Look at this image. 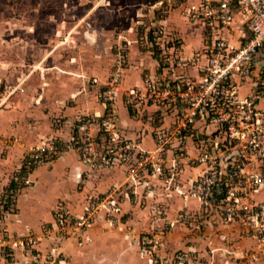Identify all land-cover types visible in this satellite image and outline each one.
<instances>
[{"label":"built area","instance_id":"obj_1","mask_svg":"<svg viewBox=\"0 0 264 264\" xmlns=\"http://www.w3.org/2000/svg\"><path fill=\"white\" fill-rule=\"evenodd\" d=\"M184 16L204 28L202 50L182 58L176 54L174 40L165 39L163 30L153 27L151 34H145L158 46L160 56L167 59L168 63L160 67L166 74L147 76L143 85L120 93L128 106L145 103L168 117V126L156 133L153 149H143L138 142L120 135L117 118L110 109L120 90V74L114 73L98 92L109 110L95 122L77 114L66 138L49 136L30 148L22 168L34 169L71 150L90 169L126 166L127 176L135 181L139 171L171 172L176 163L187 159L201 167L186 189L187 195L234 227L240 237L254 241L256 248L240 256L245 264H255L253 256L264 255V199L253 197L264 183V109L259 105L264 101V0H199L186 8ZM189 66L196 68V75L175 72ZM186 139L194 143V155L179 149L173 152L172 163L165 164L164 155L185 144ZM14 190L8 194L10 201ZM111 195H87L81 213H74L67 201H59L51 222L41 231L64 232L67 239L78 237L101 211L114 215L119 210L110 200ZM15 234L17 239L0 233V256L10 255L17 247L25 251L37 238L31 233ZM153 237L142 236L144 250L154 243ZM153 247L148 264H193L186 251L161 257ZM251 250L255 253L250 255ZM61 255L41 253L34 255L29 264H64Z\"/></svg>","mask_w":264,"mask_h":264},{"label":"crops","instance_id":"obj_2","mask_svg":"<svg viewBox=\"0 0 264 264\" xmlns=\"http://www.w3.org/2000/svg\"><path fill=\"white\" fill-rule=\"evenodd\" d=\"M178 1L177 8H173V11L166 16L162 15L156 23L161 26L165 33V39L174 40L176 54L182 58H189L202 50L206 34L201 24L189 21L184 17L187 20L186 25L195 24L199 38L192 39L193 42L190 40V43L183 41L182 35H180L181 31L173 20L177 19L178 15L180 18L182 11L184 13L187 7L196 5L199 0ZM166 2L169 3V0L160 1L162 4ZM185 19L181 18V20ZM104 32L107 33V30L104 29ZM105 33L101 35L102 42H109L111 39L115 42L121 41L122 38L130 39V60L121 69L120 90L111 107L116 114L118 127L126 136L136 139L141 148L153 149L155 147L153 128L161 123L164 117L156 113L157 122H155L152 116H148L155 112V107L149 105L126 106L121 100L120 93L123 88L143 85V80L147 76L152 77L161 72L166 74V70H158L160 50L158 49L157 55L148 49L143 52L137 46L139 44H136V35L132 32L121 31L117 37H112L110 32ZM233 35L236 36L237 33L235 32ZM108 68L109 65L101 66V68L94 67L91 72L100 79L107 73ZM84 71L86 74L88 73V70L85 69L82 72L83 75L80 74V76L67 73L66 77L69 80L66 86L64 84L65 87L55 86L56 83H54L53 86L51 84L39 85L41 90L37 86L34 89H29L21 97L25 102H17L16 105L11 106V109L0 110V131L6 136L4 141L0 139V151L4 153H2L3 157L0 155V196H6V193L9 194L10 190L13 189L9 188L10 182L14 181L9 179V174L11 170L19 166L25 150L39 144L48 136L61 135L66 138L70 131L69 124L72 123L77 114L87 115L94 119L106 111L107 106L96 95L98 85L86 83L88 76L84 75ZM175 72L177 74L196 75V68L192 66L177 68ZM84 76L87 77L84 78ZM243 90H246V85ZM4 101H7L6 98ZM263 102L261 101L259 105L264 109ZM29 104L32 106H28ZM91 127L95 129L93 124ZM185 148L191 155L196 151L194 143L190 139L185 140ZM200 171L201 167L198 165L182 164L178 179L182 185L178 184L179 186L176 188L185 189ZM30 179L32 183L28 185H20L14 181L17 185L14 188L17 193L14 195L13 201H9L15 207V212H7L6 214L8 229L22 234L28 230H34L38 233L40 223L52 218L53 208L59 199H66L72 210L80 212L84 209L87 195L104 194L113 185H116L111 192V198L116 202L119 210L113 214L116 216L125 215L123 216L125 223L119 224L120 229L101 231V236L107 238L101 240V242L104 241L101 246L93 242L100 236L99 232L90 227L86 228L78 237L68 240L64 247V253L68 254L69 259L65 260L64 264H98L89 255L90 252L101 251L104 253L109 249L114 250L115 256L112 259H106L105 254H101V264H147L145 256L136 253V244H128L129 238L126 239V237L135 235V232L146 223L144 219L146 215H153L152 210L153 208L157 209V206L161 208L157 210L160 213L163 210V215H166L167 218H172L179 208L185 207L189 212L199 208L195 199L181 196L176 189H164L163 181L159 179L149 176V179L145 178L143 183H138L127 176L126 167L123 165L108 169H90L79 160L76 152L71 150L36 166L30 173ZM118 188H120L119 191ZM2 197H0V203L6 202L5 198ZM253 197L264 199V183L253 193ZM141 203L144 204L143 207L140 206ZM7 204L9 206V203ZM126 225L133 226V228L129 230L124 227ZM225 227L227 226L222 223L218 224L214 230L217 233H214L212 237L205 236L206 234L203 235L201 234L203 232L200 231V246L207 244L209 246L210 244L209 248L212 251L213 249L228 250L236 244L241 245L243 249L255 248L252 239L242 238L236 231H228ZM31 234L33 233L31 232ZM111 236L112 238H110ZM78 238L83 243L82 245L78 244ZM89 239L91 243L93 242L92 244L85 243ZM49 240L39 236L30 250H25L22 253L21 250L14 249L11 253L14 257L8 258L11 262L0 256V264H26L34 255L41 254ZM122 251H128V254H121ZM131 255H133L132 258ZM95 259L98 261L99 256H95Z\"/></svg>","mask_w":264,"mask_h":264},{"label":"rangeland","instance_id":"obj_3","mask_svg":"<svg viewBox=\"0 0 264 264\" xmlns=\"http://www.w3.org/2000/svg\"><path fill=\"white\" fill-rule=\"evenodd\" d=\"M160 1L161 0H0V110L11 109V106L13 107L17 102H25L21 97H23L29 89H34L36 86L39 87V85L46 86L50 84L53 86V84L56 83L55 86L65 87L69 80V78L66 77V75H68L67 73L80 76V74L83 75V70H88L87 74L84 71V75H87L88 78H86L87 76H84V78H86V83L98 85L96 95H98L100 85L108 81L114 73H119L121 78V69L125 67L130 60V39L122 38L119 42H115L111 39L109 42H102L101 35L105 33L104 29L107 30L105 34L110 32L112 37H117V34L121 31H125L126 33L132 32L136 35V44H139L137 46H139L140 50L144 52L148 49L154 52V55H157V52L159 53L158 46L150 41V38L146 37L145 33H148V35L151 34L153 27L162 30L161 26L156 23L157 19H160L162 15H168L173 11V8H177V4H179L178 0H169V3L166 2L165 4L160 3ZM163 1L165 2L168 0ZM161 5L162 7L160 8ZM163 10L164 12H162ZM184 17L182 11L180 18L178 15V18L173 21H175V25L181 31L180 35H182L183 41L190 43V40L192 41V39L199 38V33L196 32L195 24H185L187 20ZM181 18L185 20H181ZM158 57L159 70L161 66L165 65V62H168L167 59L161 57L160 54H158ZM104 65H109L108 71L104 77L98 79L99 77L97 78V75L94 76L91 70H93L92 68L94 67L101 68V66L103 67ZM39 89L41 90V87H39ZM4 98H6L8 102L4 101ZM97 98L99 99V95ZM121 100L124 105L128 106L125 100L123 101V98ZM142 105L146 104L144 103L139 106ZM28 106L31 107L32 105L29 104ZM262 106L264 107V102ZM107 110H109V108L106 109V111ZM156 113L161 114L157 111L148 115L152 116L155 122H157V118H155L157 116L155 115ZM163 117L164 120L153 128L154 139L156 138L157 131H162L168 126V117ZM88 118L92 119L90 116H88ZM94 119L96 121L97 118L94 117ZM94 119L92 122H95ZM117 129L124 139H131L120 131L118 122ZM4 138H6V136L0 131V139L4 141ZM131 140L137 142L136 139ZM179 149L186 151L185 144L173 148L171 153L168 152L164 155L165 164L170 165L172 163L171 159L175 157L173 152L181 151ZM28 151L29 148L25 150L19 166L11 170L9 174V179H13L20 185L32 183L30 173L33 169L26 171L22 168L24 157H26ZM2 153L3 152L0 151V155L3 157L4 153ZM187 161V159H183V163H176L177 166L171 172L166 170L161 173H153L150 169L148 172L139 171L135 180L138 183H143L145 178L149 179V176H151V178L163 181L162 186L164 189H176L181 196L190 197L186 193L188 186L185 189L176 188V186H179L178 184H180V186L182 185L178 180L182 164L195 165ZM23 171L26 173H23ZM126 173H128L127 170ZM115 186L116 185H113L102 195L112 192ZM117 190L119 191L120 188ZM16 193L17 191L14 190V194ZM2 198H5L4 200L6 202L2 201L0 203V233L11 234L12 238L17 239V234H15L16 231L9 230L6 223L7 212L14 213L15 207L11 205L9 201L11 198H9L8 193ZM193 199L198 202V210L196 209L195 211L189 212L185 207L179 208L172 218H167L166 215H163V210H161L160 213L157 209L160 210L161 208H158V206L157 209L153 208V215H146V217L143 215L146 223L135 232V235L126 237V239L129 238L128 244H136V253L144 255L147 264L148 254L152 250L154 243L156 247H153V249H155L153 252L161 255V257H164V255L170 257L175 252L179 253L186 251L193 264H245L244 259L240 256L242 255L241 252H245L247 249L254 250L256 246L255 248L243 249L241 245L236 244L228 250L222 249L218 251L213 249L214 252L212 249L210 250V244L209 246L208 244L200 246V231L203 232L201 234L212 237L214 233H217L214 231L215 227L221 223L227 226L225 229L228 231L232 230L237 232V230L221 222L217 217L211 215L212 213L209 211L202 209L200 202L196 198ZM62 200L66 201V199H59V201ZM110 200L113 199L110 198ZM5 203H9V206ZM68 204L72 210L69 202ZM140 206L143 207L144 204L141 203ZM72 211L74 213L82 212ZM104 211L105 210L101 211V215H97L94 223L89 226L99 232L100 236L93 241L98 246H101V244L104 243V241L101 242V240L106 238L101 236V231H109L115 228L120 229L119 224L121 222L125 223V219H123L125 215H109V212L105 213ZM51 220L52 218L50 220H43L40 223V230L38 233L34 230H28V232L24 234H30L32 232L36 237L40 236L50 239L46 248L44 247L42 251L40 250L41 253L43 255H56L60 252L62 253L61 257L65 263V260H68L69 256L64 253V247L67 241L73 238L67 239L68 234L64 232L55 234L52 232L47 234L43 233L41 231L43 225L50 223ZM124 227L129 230L133 228V226L130 225ZM124 227L123 229H125ZM145 234L155 237L152 238L154 243L148 245L144 250L141 238ZM110 238H112V236ZM77 240L78 244H83L80 238ZM35 242L36 241H34L32 245ZM85 243H91L90 239L89 241H85ZM16 249L21 250V248L18 247ZM30 249L31 248L27 250ZM109 250L104 253L101 251L97 253L90 252L89 255L91 258H94L95 262L101 264V254H105L106 259H112L113 256H115L114 250ZM21 251L22 253L24 252L23 250ZM251 253L255 252L251 250L249 254L251 255ZM121 254L127 255L128 251H122ZM1 256L5 259L14 257L12 254ZM95 256H99L98 261L95 259ZM132 256L133 255H131V258ZM253 257L255 264H264V255L256 254V256ZM8 260L11 262L10 259ZM29 261H31V259L28 260L26 264H29ZM57 262L58 260L56 263Z\"/></svg>","mask_w":264,"mask_h":264},{"label":"trees","instance_id":"obj_4","mask_svg":"<svg viewBox=\"0 0 264 264\" xmlns=\"http://www.w3.org/2000/svg\"><path fill=\"white\" fill-rule=\"evenodd\" d=\"M15 186H17L16 183L14 181H11L9 184V188H15ZM6 190H8V189H6ZM5 204H7V203H5Z\"/></svg>","mask_w":264,"mask_h":264}]
</instances>
